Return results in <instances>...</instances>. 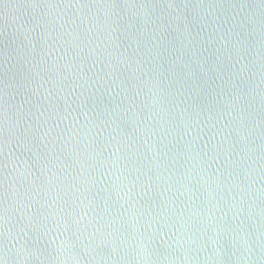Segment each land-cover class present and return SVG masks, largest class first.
<instances>
[{
    "label": "water",
    "instance_id": "obj_1",
    "mask_svg": "<svg viewBox=\"0 0 264 264\" xmlns=\"http://www.w3.org/2000/svg\"><path fill=\"white\" fill-rule=\"evenodd\" d=\"M0 264H264V0H0Z\"/></svg>",
    "mask_w": 264,
    "mask_h": 264
}]
</instances>
